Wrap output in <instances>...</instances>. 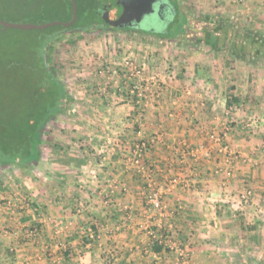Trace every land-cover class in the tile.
I'll use <instances>...</instances> for the list:
<instances>
[{"label":"crops","instance_id":"crops-1","mask_svg":"<svg viewBox=\"0 0 264 264\" xmlns=\"http://www.w3.org/2000/svg\"><path fill=\"white\" fill-rule=\"evenodd\" d=\"M197 2L244 7L246 27L264 34V0ZM109 30L101 32L132 33L134 40L150 42L149 49L172 39ZM259 36L253 40L263 43ZM102 39L96 46L104 62L121 66L102 78L104 93L96 95L92 83L78 111L74 106L77 114L66 117L69 95L28 168L0 162V264H55L48 252L56 254V264H175V253L154 250L150 231L187 249L193 264H224L221 251L252 250L257 236L264 248V58L245 50L251 39L244 38V51L232 56L224 43L211 52L178 54L179 79L167 83L139 117L135 102L124 98L127 70L106 51L110 38ZM163 49L150 57L141 56L148 51L139 46L136 57L128 51L143 65L145 79L156 74L154 63L166 82L174 57ZM150 84L156 92V83ZM138 130L152 143L144 174L131 160ZM153 187L163 190L161 209L149 203ZM246 190L253 196L243 206L238 198ZM24 194L33 196L32 206L24 205ZM33 230L37 238L30 236Z\"/></svg>","mask_w":264,"mask_h":264},{"label":"rangeland","instance_id":"rangeland-1","mask_svg":"<svg viewBox=\"0 0 264 264\" xmlns=\"http://www.w3.org/2000/svg\"><path fill=\"white\" fill-rule=\"evenodd\" d=\"M0 1H2L0 3V20L12 24L44 25L51 22L65 23L69 19L68 0H44L43 4L41 3V5L37 6L43 7V9L40 8V10H42L38 13H27L19 16H17L19 13L14 12V9L20 7L6 6L10 4L20 5L21 3H24L25 0H9L8 3L7 0ZM112 1L113 0H96L94 1V3H90L81 7L77 12L79 20L77 21L76 26L81 27L87 24L98 22L101 17L98 14V9L94 8V6L96 4H98L99 6L107 5ZM238 1L240 4H242L245 0ZM175 2L180 10L185 14L184 15L183 13H181L176 20L177 22H180V25L186 23V16H188L189 18L202 20L204 23L214 25L219 23V25L224 26L230 25L231 29L238 33L254 32L256 37H260L259 35H264L263 32L258 29H249L246 27L247 24L243 18L244 7H197V0H175ZM10 10L14 15L11 13L7 14V11ZM60 30L62 29L59 28V25L43 30L30 31H24L16 28L5 29L0 26V103H4V105L9 106L11 103H15V100L12 99L14 96H21L22 94H25L27 88L31 89L35 87L34 81L37 79L38 72L41 70L42 66L41 60L37 57H39V55H41L44 50L47 54L51 70H53L56 78L59 79L60 82L66 87L67 92L71 97L69 108L66 110L67 112L65 111L66 113H64L67 117V114L70 111L71 115L77 114V112L75 111H78V107L76 106L78 104H82L83 101L88 98V92L86 91V94L84 93V90L90 89L92 83L96 84V86H94L92 90L100 89V82H102L104 76L102 74H99V71L103 66H105L104 64H106V67L109 68L115 67L113 68L114 70H118L121 68L119 64H116V66H110L108 63L104 62L103 54L105 53H103L102 50L99 51L98 49L100 47H97L98 44L101 43V41H104L102 39L103 37L110 38L106 51L108 53H110L111 51L114 53L113 57L117 58L116 61L114 60L115 62L120 61L121 63H125L126 59H132L133 56L129 57L130 51H134V55L136 57L137 46L141 47V49H145V51H148V53L144 54L141 50V56L148 55V57H150L153 54L157 55V53H159L161 49L166 48L167 53H170L174 57L172 60H170L171 64H169V68H167V70L171 71L167 76V79L169 81L167 80L166 82H163V79L161 80V77L157 76V74H159L157 73L159 70L158 67L154 66V63L152 66H150L154 67V72L151 73L153 74L156 72V74L154 75L157 79V84H155L157 90L156 92L152 91V85H146V82H143V87L146 88L144 89V92H142V94H144V96L146 97L144 98V100H146L147 103L149 101L151 102V99L153 98H161L163 91L165 90L167 85L179 79L178 69L180 68L179 64L176 61L178 54L184 53L187 50H209L211 52L214 49L213 47L205 44L191 46L186 44L185 41H181L178 39L176 40L174 37L176 34H178V31L175 26H173L171 29V34L175 33L171 40L165 41L159 39L162 43L154 44V46H150V49L146 46L149 45L150 42L143 43L141 41H138V39L136 38L134 40V35L132 33H129L126 36L122 33H112L109 35L108 33L103 34L101 32L102 30H90L83 32L70 31L63 34L61 37L57 38L54 41L52 37L44 40V43H41V38H43L42 35L53 34ZM112 30L114 29H111L109 31ZM39 37L41 38L39 39ZM44 44L47 45L45 49L43 47ZM216 48L220 47L216 46ZM229 53L232 56L234 52L229 51ZM90 63L93 64L90 66ZM135 65L139 70L143 69V65L141 66V68L136 63ZM150 70H152V68ZM90 73L93 74L94 81H92V76H90ZM124 74L126 75L127 73L124 72ZM118 75L120 76V74ZM100 93L104 92H102V90H99L97 92L95 91V94L98 96L100 95ZM74 106L75 111H73ZM0 111H3L1 106ZM57 116L59 115L57 114L53 117L52 120H49L47 128L55 126V124H52V122L54 121L55 117L57 119ZM61 116L64 115L61 114ZM229 124L232 125L230 122ZM6 126L7 123L5 124V127ZM47 128H44V133H48ZM132 128L134 127L132 126ZM52 131L53 130H49V132ZM106 131L107 133H109L108 130ZM3 134L6 135L7 133L3 132ZM139 139L147 141L141 137H139ZM18 153H20L19 147H16L12 151L10 150V152H8L6 141L0 143V161L7 160L9 158L8 156L11 155L17 156ZM22 199L25 203H29V205H26L24 203V205L29 207L32 206L34 202L33 196L31 194H24ZM238 200H240V196ZM241 205L243 204L241 203ZM257 239L258 236L257 238L253 239V242L256 243V246H254L252 250H250L251 248H249V250H243V248L240 249V247L239 249L238 247H233V249H231L230 251H221L223 254V259L225 261L224 264H242V256H244V258L251 264H264V248H261L259 246V242ZM259 247L261 249H259ZM175 264H177V261L175 262Z\"/></svg>","mask_w":264,"mask_h":264},{"label":"trees","instance_id":"trees-1","mask_svg":"<svg viewBox=\"0 0 264 264\" xmlns=\"http://www.w3.org/2000/svg\"><path fill=\"white\" fill-rule=\"evenodd\" d=\"M8 1L9 0H7V3ZM94 1L96 0H76L78 10L84 5L94 3ZM1 2L2 1H0V3ZM43 2L44 0H25L24 3H19L20 5L10 4L6 7H20L14 9V12L19 13L17 15L19 16L27 13H38L43 7L37 6L41 5V3L43 4ZM68 3L69 19L65 23L71 21L73 18V3L71 0H68ZM174 5L176 8V3H174ZM40 8L42 9L40 10ZM94 8L98 9L99 5L96 4ZM9 13L13 14L11 10L7 11V14ZM181 13L183 12L181 11ZM177 16H180V12H178L176 8L174 21L178 18ZM186 17L187 24L185 29L182 31L178 25V34H176L174 38L185 41L191 46L202 45V43H204L211 47H218L222 46L221 44L224 43L227 48L231 49L236 54L244 51L240 42L243 41L244 38H250L251 40L246 44L247 48L245 50L247 52L251 51L252 53H255L258 57L262 56L264 58V42L260 43L259 40L254 41L253 37L256 36L254 32L237 34V32L231 29L230 25L224 26L219 25V23H217L218 25H214L204 23L202 20L189 18L188 16ZM78 20L79 18H77V21ZM77 21L70 28L59 25V28L62 30L53 34L42 35L43 38L39 37V39L41 38V43H44V40L52 37L54 41L70 31L83 32L90 30L114 29L105 26L104 21L101 18L96 23L87 24L81 27L76 26ZM132 30L139 31V28H132ZM141 33L143 32L141 31ZM174 34L175 33L171 34L168 31V33L163 34V36L170 38L173 37ZM46 46L47 45L45 44L43 45L44 49ZM37 58L41 60L42 66L39 72L37 70V79L34 81L35 87L31 89L27 88L25 94H22L21 96H14L12 99L15 100V103H11L9 106L0 103V106L3 109L2 112L0 111V143L6 141L8 152L16 147H19L20 149V153H18L17 156H8L9 160L7 159L0 162L11 163L25 168L32 165L38 158L42 145L43 130L47 127L49 120L58 113L64 111L69 101V94L49 66L45 50ZM231 104L232 103L229 100L227 106L230 107ZM6 123L7 126L5 127ZM3 132L7 134L5 135ZM153 248L156 252H162L163 250H166L167 252L169 251L168 249H164V246L159 245L158 243H154ZM241 263L251 264L244 258V256H242Z\"/></svg>","mask_w":264,"mask_h":264},{"label":"built area","instance_id":"built-area-1","mask_svg":"<svg viewBox=\"0 0 264 264\" xmlns=\"http://www.w3.org/2000/svg\"><path fill=\"white\" fill-rule=\"evenodd\" d=\"M123 66L128 69L126 71V81L125 86H128V91L123 93L124 98L127 101L135 102L136 107L138 108V116H143L145 113V108L147 107V102L144 100L146 98L142 92H144L143 82H146V85H149L150 83L155 84L156 83V76L153 74L148 79L144 78L143 70H139L138 67L135 65L134 61L132 59H126L125 63H123ZM112 70L109 67L103 66L101 70L99 71V74H102L105 76L108 73H111ZM157 84V83H156ZM130 120H128L129 122ZM229 122L231 124L235 123V120L233 116H230ZM131 123V121H130ZM127 123V124H130ZM132 128V127H131ZM136 139L133 140L131 145V153H132V162L134 164V167L139 173L144 174L145 167L143 165V159L145 157V154L147 153L148 149L151 147V142L144 141L142 139H139V130L136 131ZM122 142H120L121 144ZM84 184V183H83ZM113 190L110 192V197L113 194ZM253 196V192L251 190H246L245 192L241 193L240 195V201L243 205L248 204ZM149 203L151 206H153L155 209H161L163 207V190L161 187H153L151 193L148 196ZM26 205H29L28 202L25 203ZM25 205V206H26ZM150 237L152 238L153 244L158 243L159 245L164 246V249H168L170 252H173L177 256V264H192L190 253L187 249L179 245L178 243L172 241L169 239L166 235H160L157 234L154 231L149 232ZM30 236L33 238H37V231L33 230L30 233ZM166 251V250H165ZM49 258L52 260L53 263H57V256L54 252H48Z\"/></svg>","mask_w":264,"mask_h":264},{"label":"water","instance_id":"water-1","mask_svg":"<svg viewBox=\"0 0 264 264\" xmlns=\"http://www.w3.org/2000/svg\"><path fill=\"white\" fill-rule=\"evenodd\" d=\"M71 1L73 3V18L67 23L12 24L0 20V25L5 29L16 28L24 31L43 30L57 25L70 28L78 18L76 0ZM98 14L107 25L117 30L139 28L148 33H167L169 24L175 19L176 8L170 0H118L112 5L99 6Z\"/></svg>","mask_w":264,"mask_h":264},{"label":"flooded vegetation","instance_id":"flooded-vegetation-1","mask_svg":"<svg viewBox=\"0 0 264 264\" xmlns=\"http://www.w3.org/2000/svg\"><path fill=\"white\" fill-rule=\"evenodd\" d=\"M171 2H172V4H174V3H176L175 2V0H170ZM118 2V0H113L112 2H110V3H108L107 5H112V4H115V3H117ZM101 6V5H100ZM175 6V5H174ZM176 8H177V11L178 12H180V14H181V10H180V8L178 7V5L176 4ZM179 15V14H178ZM178 17V16H177ZM177 20V19H176ZM175 20V21H176ZM104 21V20H103ZM173 22V23H170L169 24V26H168V29H167V33H168V31L171 33V29H172V27L173 26H175V28H177V26H178V23H179V21L177 22ZM186 24H187V19H186V23L184 24V25H182V26H180V23H179V28L183 31L184 29H185V27H186ZM104 25L105 26H109V27H111L110 25H107L106 23H105V21H104ZM111 28H114V27H111ZM115 29V28H114ZM121 30H127V31H134V30H132V28H129V29H121ZM142 30H140L139 29V32H141ZM142 32H145V31H142ZM150 34V33H149ZM163 36V35H162ZM164 37H166V36H164Z\"/></svg>","mask_w":264,"mask_h":264}]
</instances>
